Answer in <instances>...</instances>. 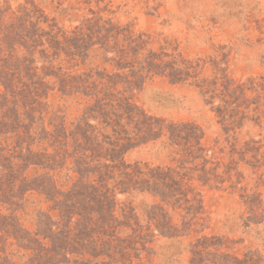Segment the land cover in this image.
<instances>
[{
  "label": "rangeland",
  "instance_id": "rangeland-1",
  "mask_svg": "<svg viewBox=\"0 0 264 264\" xmlns=\"http://www.w3.org/2000/svg\"><path fill=\"white\" fill-rule=\"evenodd\" d=\"M0 11L20 16L0 26V264H264V0H0ZM100 18L143 41V53L195 69L186 80L158 72L121 82L117 91L173 126L113 152L91 147L103 164L80 167L26 124L37 119L43 136L95 124L85 123L86 90H63L59 73L111 72L98 45L74 38L77 26L98 31ZM30 21L59 35L50 54L67 51L66 39L79 53L70 61L61 51L52 67L37 61L34 83L10 48L34 32ZM18 67L14 80L5 74ZM45 74L54 76L40 85Z\"/></svg>",
  "mask_w": 264,
  "mask_h": 264
},
{
  "label": "trees",
  "instance_id": "trees-1",
  "mask_svg": "<svg viewBox=\"0 0 264 264\" xmlns=\"http://www.w3.org/2000/svg\"><path fill=\"white\" fill-rule=\"evenodd\" d=\"M8 14V11H4V13L0 11V20L1 18L4 20L6 17L8 18L5 23L0 21V26L6 24L12 26L20 17L15 11H11L10 14ZM26 15L30 18L36 17V13L33 11L28 12ZM28 22L29 21L26 19L25 23L27 24ZM38 22L30 21L32 28L34 27L35 30L33 33L29 32L22 36L21 40L24 43L15 42L10 46L12 55L21 58L22 63L20 67L27 70L22 76H31L29 77V80L32 83H34V78L39 77L37 71L38 67L35 65L37 61L43 64L44 62H48L52 67V62L59 57L61 51L64 52L70 61H74L75 57L79 56V53L78 51H75L74 46L68 43L70 42L69 39H66L67 51H65V48L58 49L57 53H53V55L50 54L48 50L54 47V44H60L62 42L57 33L43 31L42 28L38 26ZM89 26V24L77 26L74 31V38L80 42H89L90 45L88 51L96 48L95 46L98 45L96 51H100L103 61L112 66L111 72H106L103 76L96 73L98 79H94L92 77L93 75H88L83 81H79L83 76L72 75L70 72L59 74H61L60 82H62L63 90L73 93H81V90L76 88L86 90V93H83L88 96L90 102L93 101L91 103L92 105L87 108L85 117V121L87 120V122L85 123L92 120L95 124L92 125L91 123H88V129L85 131L84 135L78 133L76 128L73 127L69 129L67 125H64L62 128L55 131L46 129L47 131H45L44 136L40 134L38 128L35 127L38 124L37 119L31 120L26 125H28V136H33L38 143L49 142L56 150L57 157H59L61 152L64 151L65 163L68 158H72L75 163H79L80 167L94 168L100 166L103 162L99 161L98 163H95V161H98L99 159L94 155L93 150L90 149L91 147L96 148L99 147L101 143H104L110 146L109 151L113 152L120 149L125 143H129L130 140H133L135 136L138 135L157 133L158 135L154 138L159 139L164 132H169L173 126V123H167L159 117L149 115L144 109L132 102L131 97L126 96L125 93L117 91L118 85L121 84V82L126 81L128 86H137L136 81L138 79L146 81V79L150 78L152 74L155 75L158 74V72L166 76H174L177 80H186L188 77H191L190 72L195 69V66L192 65V62L189 60L177 59L173 56L171 58L170 55L164 53L151 51L143 53L142 49L145 48L143 47V41L138 39L134 44L135 40L126 37L124 29L114 25L110 20L102 21L100 18L99 21L94 24V26L100 31H97L95 28L91 29ZM18 37H20V34ZM0 43H3V40H0ZM45 43H47L48 46H45ZM77 47L78 46H76V48ZM20 49H22L24 53L23 56H19ZM37 53L40 54L38 60L36 57ZM10 71L5 74L13 75L14 80L17 77L15 74L19 71V67L16 70L10 69ZM52 76L54 75L45 74V76H40L39 84L44 85L45 79ZM13 85L14 84H6V89L13 96H17L19 95V92L15 90ZM35 85L37 84L35 83L32 87ZM232 85L234 84L229 85L228 90H230V86ZM107 86L109 87L107 88ZM123 86L127 87L125 82ZM111 87H113V90L110 91L109 89H111ZM234 90L235 87L233 88L232 93ZM115 91H117V94H119L120 97L114 94ZM20 93H22V91ZM28 104V109L33 111V109H31V104H35V101L26 103V105ZM226 105L229 104L226 103ZM227 107H231V104ZM223 110V107L218 108V112H220L221 115H225ZM27 118L30 120V117ZM22 120H25V118H22ZM22 120L18 119L19 122H22ZM101 136L103 139L100 138ZM70 148H72L71 151ZM43 149H46V147H43ZM30 152L33 154L35 153L32 150H30ZM51 156L52 155H48V159L44 160L50 161ZM105 160L114 162L112 157H108V159L105 158ZM32 164L37 163L35 162ZM125 167L127 170L131 167L137 168L131 165H125ZM67 169L72 168L70 167ZM88 171L90 174H93L90 170ZM80 172L85 175V172ZM167 174L172 176L171 173ZM150 177L152 178V176ZM171 180L174 181V179Z\"/></svg>",
  "mask_w": 264,
  "mask_h": 264
}]
</instances>
